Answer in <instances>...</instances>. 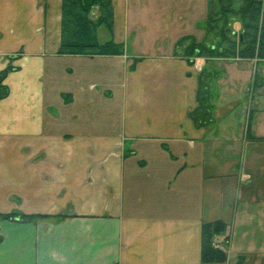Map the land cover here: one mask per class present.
Returning a JSON list of instances; mask_svg holds the SVG:
<instances>
[{"label": "crops", "instance_id": "1", "mask_svg": "<svg viewBox=\"0 0 264 264\" xmlns=\"http://www.w3.org/2000/svg\"><path fill=\"white\" fill-rule=\"evenodd\" d=\"M153 1L190 31L147 52ZM112 4L125 53L91 56L58 52L62 0H0V70L20 54L0 98V213L44 215L0 218V264H264V60H218L198 126L199 71L175 44L205 39L208 0ZM215 219L228 257L204 263Z\"/></svg>", "mask_w": 264, "mask_h": 264}, {"label": "trees", "instance_id": "2", "mask_svg": "<svg viewBox=\"0 0 264 264\" xmlns=\"http://www.w3.org/2000/svg\"><path fill=\"white\" fill-rule=\"evenodd\" d=\"M220 2V10L215 11L213 6L218 4V0H208L207 37H210L212 29L217 27L215 22L223 19L224 22L220 28V43L225 41L227 42L226 46L212 45L207 43V40L193 39L184 53L179 49L176 53L186 57L191 65L194 63L193 54L206 57L264 60V0H242L241 5L236 8L226 0H220ZM96 8L98 9L97 14L94 12ZM229 13L239 15L244 28L241 31L242 37L239 33L236 38V32L232 31L228 25L227 15ZM113 18L112 0H62L61 42L58 52L60 54L91 56L124 54V44L115 42L112 37L105 42H100L98 39L97 32L100 26H105L111 34L113 33ZM226 33H229L232 38ZM186 40L188 38L184 39V41ZM19 55H10L9 58L13 59ZM15 68L16 66L9 64L0 70V98L9 94L10 89L5 80L8 73ZM218 75L217 68L202 70L199 73L197 105L190 111L191 118L198 126H207L214 121L210 86ZM37 217H44V215L20 212L0 213V218L32 220ZM226 228L227 223L222 219L203 222L201 256L204 263H222L227 260V249L216 246L213 241L214 237L223 233Z\"/></svg>", "mask_w": 264, "mask_h": 264}, {"label": "rangeland", "instance_id": "3", "mask_svg": "<svg viewBox=\"0 0 264 264\" xmlns=\"http://www.w3.org/2000/svg\"><path fill=\"white\" fill-rule=\"evenodd\" d=\"M219 2H220V0H218V4L214 3L215 6H213V9L215 11L220 10ZM226 2L231 3L232 6H234V8H236L237 6L241 5L242 0H226ZM153 3H154V5H153ZM147 4H148V10H150V13L147 12L146 16L138 19L139 21H141V23H138V24H140V28H138L137 31L139 30V34L148 35V36H152V37L156 38V41L148 42L147 40L141 39V41L139 43H136L137 46H141L140 48L143 49L144 51L152 52L153 49H157V50L162 49V48L168 46V43L165 40L166 38H169L171 36H175L180 32L183 33V32L190 31V25L176 23L175 21L172 22L168 27L165 26V20H164L165 18L162 17V14L160 15V11L162 8V7H160L161 4L156 2V1L149 2ZM94 12L97 14L98 9L96 8ZM227 16H228V19H227L228 25L231 27L232 31L236 32V34H237L236 38L239 36V33H240V36H241V34L243 36V33H241V31L244 30V28H243V25H242V22L240 20L239 15H236L234 13H229ZM135 19H136V17H135ZM223 22H224L223 19H220V20L215 22L217 27L212 29L210 37H207V30H206V37L204 40H207V43L212 44V45L213 44H215V45L222 44L223 46L224 45L226 46L227 42L224 41L223 43H220V40H221L220 28L222 27L221 25ZM147 23H149V24L147 25ZM156 24L158 26H155ZM206 24H207V19H206ZM98 30H99V39L101 41L107 40L108 39L107 28L105 26H101ZM226 34L230 38H232L229 33H226ZM231 35H232V33H231ZM187 38H188V40L184 41V39H187ZM187 38L186 37L181 38L178 42H176V44H175L176 49L175 50L179 49V50H181L182 53H184L187 50V48L189 47V45H191L192 40L195 39L192 37H187ZM233 38H235V37H233ZM195 40H198V39H195ZM204 40H202V41H204ZM198 41H200V40H198ZM193 58H194V63L192 64L193 68L195 70L199 71V73H200L202 70L206 71V70H211V69L216 68L217 61L220 60L222 57H218V56L206 57V56H197V55L193 54ZM228 59H230V58H228ZM11 60L12 59L10 58L6 67L9 64H11ZM196 65H198L199 67H196ZM229 66L230 65L228 63L223 61L218 65L217 68H218V70H221L223 72V69L227 68ZM229 70H231V68H229ZM50 86H51V84L49 85V87ZM9 219H12V218H9ZM18 219H20L22 221H29L28 219H23V218H18Z\"/></svg>", "mask_w": 264, "mask_h": 264}, {"label": "built area", "instance_id": "4", "mask_svg": "<svg viewBox=\"0 0 264 264\" xmlns=\"http://www.w3.org/2000/svg\"><path fill=\"white\" fill-rule=\"evenodd\" d=\"M196 67H199L198 65H196Z\"/></svg>", "mask_w": 264, "mask_h": 264}, {"label": "water", "instance_id": "5", "mask_svg": "<svg viewBox=\"0 0 264 264\" xmlns=\"http://www.w3.org/2000/svg\"><path fill=\"white\" fill-rule=\"evenodd\" d=\"M241 37H242V34H241Z\"/></svg>", "mask_w": 264, "mask_h": 264}]
</instances>
